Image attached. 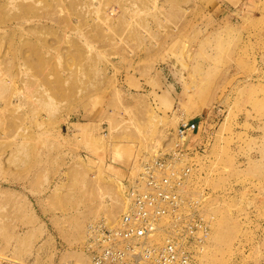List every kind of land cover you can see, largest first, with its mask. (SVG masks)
<instances>
[{
  "label": "rangeland",
  "instance_id": "1",
  "mask_svg": "<svg viewBox=\"0 0 264 264\" xmlns=\"http://www.w3.org/2000/svg\"><path fill=\"white\" fill-rule=\"evenodd\" d=\"M202 118L195 264H264V0H0V264H87L89 226Z\"/></svg>",
  "mask_w": 264,
  "mask_h": 264
},
{
  "label": "built area",
  "instance_id": "2",
  "mask_svg": "<svg viewBox=\"0 0 264 264\" xmlns=\"http://www.w3.org/2000/svg\"><path fill=\"white\" fill-rule=\"evenodd\" d=\"M200 121H182L174 146L140 162L138 174L126 180L124 211L118 223L88 228L83 250L87 264H195L205 253L210 223L207 194L190 196L194 153H205L208 139H197Z\"/></svg>",
  "mask_w": 264,
  "mask_h": 264
},
{
  "label": "crops",
  "instance_id": "3",
  "mask_svg": "<svg viewBox=\"0 0 264 264\" xmlns=\"http://www.w3.org/2000/svg\"><path fill=\"white\" fill-rule=\"evenodd\" d=\"M230 6L233 7L232 5H230ZM238 11H239V10H238ZM123 172L127 174V173H128V170H127L126 168H124V169H123Z\"/></svg>",
  "mask_w": 264,
  "mask_h": 264
},
{
  "label": "bare ground",
  "instance_id": "4",
  "mask_svg": "<svg viewBox=\"0 0 264 264\" xmlns=\"http://www.w3.org/2000/svg\"><path fill=\"white\" fill-rule=\"evenodd\" d=\"M125 202V201H124ZM125 205V204H124ZM109 225V224H108ZM114 225V223L113 224H110L109 226H113Z\"/></svg>",
  "mask_w": 264,
  "mask_h": 264
}]
</instances>
